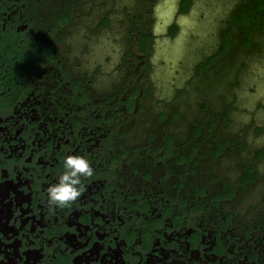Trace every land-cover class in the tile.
Instances as JSON below:
<instances>
[{
    "label": "flooded vegetation",
    "instance_id": "1",
    "mask_svg": "<svg viewBox=\"0 0 264 264\" xmlns=\"http://www.w3.org/2000/svg\"><path fill=\"white\" fill-rule=\"evenodd\" d=\"M263 69L264 0H0V264H264Z\"/></svg>",
    "mask_w": 264,
    "mask_h": 264
},
{
    "label": "clouds",
    "instance_id": "2",
    "mask_svg": "<svg viewBox=\"0 0 264 264\" xmlns=\"http://www.w3.org/2000/svg\"><path fill=\"white\" fill-rule=\"evenodd\" d=\"M64 172L58 183L47 189L51 205L66 207L78 200L85 188L83 179L91 178L94 170L89 161L80 155H69L63 162Z\"/></svg>",
    "mask_w": 264,
    "mask_h": 264
},
{
    "label": "rangeland",
    "instance_id": "3",
    "mask_svg": "<svg viewBox=\"0 0 264 264\" xmlns=\"http://www.w3.org/2000/svg\"><path fill=\"white\" fill-rule=\"evenodd\" d=\"M261 71L264 73V69L261 70ZM247 72H248V74L250 73L248 70H247ZM254 72H251L250 73V77L248 76L247 78H249L250 80H253V82L257 83V85H258V87L260 89V93H262L260 96L264 97V89L262 90L263 86L261 84L262 80L260 78V75H262V73L260 71H257V70L256 71L254 70ZM259 73H261V74L259 75Z\"/></svg>",
    "mask_w": 264,
    "mask_h": 264
}]
</instances>
